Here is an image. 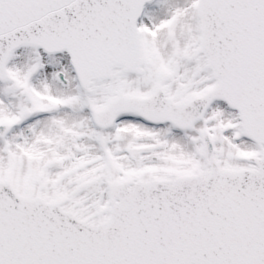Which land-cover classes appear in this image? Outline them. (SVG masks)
Instances as JSON below:
<instances>
[{
  "label": "snow or ice",
  "instance_id": "obj_1",
  "mask_svg": "<svg viewBox=\"0 0 264 264\" xmlns=\"http://www.w3.org/2000/svg\"><path fill=\"white\" fill-rule=\"evenodd\" d=\"M0 264H264V0H0Z\"/></svg>",
  "mask_w": 264,
  "mask_h": 264
}]
</instances>
